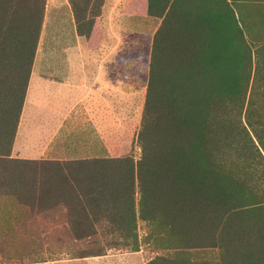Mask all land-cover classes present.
<instances>
[{
  "label": "trees",
  "instance_id": "obj_1",
  "mask_svg": "<svg viewBox=\"0 0 264 264\" xmlns=\"http://www.w3.org/2000/svg\"><path fill=\"white\" fill-rule=\"evenodd\" d=\"M202 1L147 0L161 22L140 157L49 161L11 157L46 0H0V196L33 211L65 209L61 229L92 248L75 258L144 243L165 252L146 264H264V45L252 74L229 1ZM71 3L77 33L97 48L101 0Z\"/></svg>",
  "mask_w": 264,
  "mask_h": 264
},
{
  "label": "crops",
  "instance_id": "obj_2",
  "mask_svg": "<svg viewBox=\"0 0 264 264\" xmlns=\"http://www.w3.org/2000/svg\"><path fill=\"white\" fill-rule=\"evenodd\" d=\"M148 10L147 0H101L94 23L101 30V39L99 46L91 49L77 33L71 0H46L12 158L62 161L122 154L119 149L124 145V130L132 123L139 77L136 70L124 67L120 45L125 40L124 28L149 25L152 17ZM45 27L50 28L47 34ZM108 42L110 48L103 49ZM60 209L33 211L15 198L0 196V264L61 263V258L44 260L39 256L44 250L42 228L36 226L33 232L25 222L28 213L36 218L50 217L51 213L60 214ZM33 233L35 259L30 254L15 259L12 252H26L28 239L33 240L28 236ZM63 259L80 264H140L120 252Z\"/></svg>",
  "mask_w": 264,
  "mask_h": 264
},
{
  "label": "rangeland",
  "instance_id": "obj_3",
  "mask_svg": "<svg viewBox=\"0 0 264 264\" xmlns=\"http://www.w3.org/2000/svg\"><path fill=\"white\" fill-rule=\"evenodd\" d=\"M231 4L232 8L236 13V18L239 23L240 28L243 30L244 39L248 46H250L253 52V60H252V74L256 67V50L260 49L264 45V0H228ZM214 4L217 5L216 0H203L199 3L200 7L209 8ZM194 8H198L196 3H193ZM193 8V10H194ZM148 26H138L134 28H124L125 30V40L120 45L123 51V65L125 68L134 69L137 72L139 77V89L138 93L135 94L133 113H132V123H130L129 128H125V140L124 145L121 149H119L122 154L113 157H124V156H132L135 160L140 157L141 149L136 142L137 134L140 129L142 111L145 103V96L147 92V85L149 79V65H150V56H151V47H152V38L153 34L160 25V20L157 18H150ZM50 28L45 27V34L49 32ZM132 33L131 36L127 37L126 34ZM112 43L108 42L104 45L103 49H109ZM262 56L264 58V51L262 52ZM135 72V71H134ZM252 83V78L249 86ZM264 100V98H263ZM131 117V116H130ZM264 156V154H263ZM261 187H264L263 185ZM264 190V188H260V190ZM61 208V207H60ZM23 214H27L26 209H22ZM60 210H64L61 208ZM61 213H51L50 217L47 216H38V218L34 217L36 214L28 213L27 220L25 221L28 224L29 230L31 229L33 232L37 226L38 229L42 228L44 233L43 235V247L44 250L41 256L44 260H53L60 259L63 260L58 264H80L79 262H67L64 261L63 258L74 257L79 252H91L92 248L84 243H73L70 241V237L66 234L62 228L65 218V211ZM48 215V216H49ZM50 226H53L50 228ZM146 227L144 223H139V234L143 236L146 232ZM28 237H32L33 240L30 241L31 238L27 241V249L26 252L23 251H13V257L17 259V257L21 260V256L23 254H30L31 259H35V253L32 247L35 244V235L34 233ZM38 238H41V235H38ZM61 239L58 241V239ZM94 250H96L94 248ZM105 254L108 253H128L131 256L132 261L136 263L139 261L140 264H146L151 258L165 254L164 250L156 249L155 247L142 244L141 250L138 252H126L116 249H103ZM39 253V252H38ZM203 257H211L213 255L212 252H201L197 254ZM103 256V255H102ZM95 257V256H92ZM17 260H13L12 263Z\"/></svg>",
  "mask_w": 264,
  "mask_h": 264
}]
</instances>
